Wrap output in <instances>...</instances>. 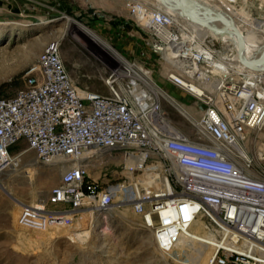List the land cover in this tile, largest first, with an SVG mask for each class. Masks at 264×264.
<instances>
[{"label": "built area", "instance_id": "1", "mask_svg": "<svg viewBox=\"0 0 264 264\" xmlns=\"http://www.w3.org/2000/svg\"><path fill=\"white\" fill-rule=\"evenodd\" d=\"M214 1L222 10L216 13L231 25L242 10L264 34V16H255L247 0ZM257 1L261 8L264 0ZM124 6L149 32L147 44L168 66L167 82L194 100L197 115L187 116L194 133L185 134L166 118L162 98H171L169 93L136 62L128 59L126 67L99 61L103 93L75 82L59 40L47 44L26 69L24 85L0 97V174L10 169L9 149L19 143L26 147L15 156L33 151L37 161L61 171L46 201L21 206L17 225L72 232L81 211L100 215L117 204L132 209L162 253L174 251L203 218L215 235L207 264H264V175L238 152L245 130L264 129V62L241 64L237 33L229 27L236 39L217 36L227 32L214 31L223 25L204 10L207 24L157 0H124ZM262 43L255 60L264 58ZM108 152L123 161L143 156L144 166L99 184L85 161ZM150 158L156 164L146 168ZM48 203L58 208L48 209Z\"/></svg>", "mask_w": 264, "mask_h": 264}, {"label": "rangeland", "instance_id": "2", "mask_svg": "<svg viewBox=\"0 0 264 264\" xmlns=\"http://www.w3.org/2000/svg\"><path fill=\"white\" fill-rule=\"evenodd\" d=\"M258 4L257 0H247L248 7L259 18L264 16V1L261 8ZM81 27L99 40L84 33ZM149 38V32L135 24L124 0H0V97L13 95L24 85L29 64L44 46L55 40H59L66 67L75 82L106 93L105 74L99 61L110 65L123 62L104 42L127 62L129 59L150 71L148 76L179 103L162 98L166 118L192 136L189 119L178 106L194 116L195 102L167 82L168 66L147 44ZM243 136L240 145L252 170L264 175V129L245 130ZM25 147L19 143L9 149L13 156L10 169L0 174V264H207L210 256L197 237L202 218L196 219L177 248L167 254L154 247L129 206L116 204L100 215L90 214V209L81 211L72 228V233L79 237L70 236L64 228L19 227L16 219L21 206L46 201L61 176L57 166L37 161L33 151L15 156ZM122 162L118 154L108 152L89 158L85 165L88 175L100 184L109 177L126 175ZM149 162L146 168L156 164L153 159ZM46 207L58 208L49 203Z\"/></svg>", "mask_w": 264, "mask_h": 264}, {"label": "bare ground", "instance_id": "3", "mask_svg": "<svg viewBox=\"0 0 264 264\" xmlns=\"http://www.w3.org/2000/svg\"><path fill=\"white\" fill-rule=\"evenodd\" d=\"M155 2V0H153ZM157 1H160V3L162 4L163 7L165 8H168L170 9L171 11L174 10L176 12H181V8L179 7L178 5V2L179 0H157ZM187 2H198L200 4H204L206 5L207 7H209L210 9L214 10L215 12H221L222 10L220 9V5L218 3H216L214 0H185ZM205 12L200 9V8H197L195 10V16L198 17V18H203ZM236 15V17L238 18V21H234V25L238 28L240 34L242 35V38L244 40V47H243V55L245 58L249 59V60H255L258 56V50L260 49L261 47V43L264 42V34L263 35H259V33H257V31L255 30L254 28V24L251 22V20H248L247 19V13L240 10V11H236L234 13ZM70 23H74V21H70ZM211 21H208V24H210ZM246 27H250L249 28H246ZM82 28V27H81ZM79 28V29H81ZM84 33H87V35L89 34L91 37L99 40L91 31H89L88 29L86 28H82ZM204 30V33H207V34H211V35H217L215 32L213 31H210V30ZM263 31H261L260 33H262ZM225 35H228V36H232L233 39H236L235 37V34L232 30H229L227 32V34H218L217 36H220V37H226ZM260 37H259V36ZM260 39H259V38ZM263 44V43H262ZM103 45L105 47H107L109 50H111V52L116 55L117 59L121 62H123V64L128 67V62L122 58L121 56H119L116 52H114L110 46L106 43L103 42ZM148 83L150 85L153 84V81H151L148 77ZM170 95V94H169ZM168 100L174 104H179L176 100L172 99V98H168ZM178 109L179 111L184 114L185 116H188L190 115L188 113L187 110L184 109L183 106H178ZM192 115V114H191ZM238 152L240 154L241 157L243 158H246L247 159V155H246V152L244 151V149L242 148V146H238ZM98 156V155H97ZM260 156V155H259ZM152 159L150 158L149 161H151ZM144 160H143V156H138V157H128V158H125L123 163H122V166L124 168V170H130L132 168H142L144 166ZM54 165V164H53ZM147 177L149 178V180L153 179L154 177V174L152 173H148L147 174ZM36 203L33 202L29 205H35ZM113 209V208H112ZM111 209V210H112ZM90 214H92V211L90 210ZM202 223H203V226L202 228H199L198 229V232H197V237L202 240L200 241L199 243L201 244V246L205 249L206 253L211 257V255L213 254V245L215 243V235L208 231L206 229L207 226V222L205 219L202 218ZM59 231V230H58ZM187 232V231H186ZM55 233V232H54ZM68 234L70 236H78L77 234H74L72 232H68ZM184 236V235H183ZM182 236V237H183ZM79 237V236H78ZM181 237V238H182ZM180 238V239H181ZM74 239V238H73ZM179 239V241H180ZM79 240V239H78ZM179 241L177 242L174 250L177 248L178 244H179ZM209 261V259H208ZM207 261V263H208Z\"/></svg>", "mask_w": 264, "mask_h": 264}, {"label": "water", "instance_id": "4", "mask_svg": "<svg viewBox=\"0 0 264 264\" xmlns=\"http://www.w3.org/2000/svg\"><path fill=\"white\" fill-rule=\"evenodd\" d=\"M178 5L182 9L183 13L187 15L190 20L195 21L197 23H201V24H207V19L198 18L193 14V12L197 8L204 10L208 15V19H212L218 25H223V27L221 28H213L214 31L225 33L227 32L228 28L231 27L238 35V39H239L238 59L240 63L243 64L244 66L252 67L256 64L264 62L263 56L258 60H249L244 57L243 52H242L243 47H244V40L242 38V35L240 34V32L237 30L235 26L229 23V21L225 17L221 16L220 14L216 12H212V10L209 7H207L204 4H200L198 2H187L185 0H179Z\"/></svg>", "mask_w": 264, "mask_h": 264}]
</instances>
